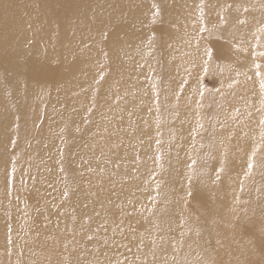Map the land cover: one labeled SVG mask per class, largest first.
<instances>
[{
	"label": "bare ground",
	"instance_id": "obj_1",
	"mask_svg": "<svg viewBox=\"0 0 264 264\" xmlns=\"http://www.w3.org/2000/svg\"><path fill=\"white\" fill-rule=\"evenodd\" d=\"M257 263L264 0H0V264Z\"/></svg>",
	"mask_w": 264,
	"mask_h": 264
},
{
	"label": "rangeland",
	"instance_id": "obj_2",
	"mask_svg": "<svg viewBox=\"0 0 264 264\" xmlns=\"http://www.w3.org/2000/svg\"><path fill=\"white\" fill-rule=\"evenodd\" d=\"M201 89H202L203 96L211 92L220 91V84L218 82L217 77L213 76L209 71L204 72L203 75L201 76ZM225 95H226V91L222 90L220 96L225 97ZM203 98L201 100V103L206 102V99L205 98L203 99ZM201 116H202V113H201Z\"/></svg>",
	"mask_w": 264,
	"mask_h": 264
}]
</instances>
